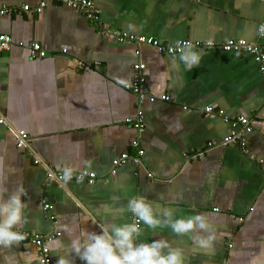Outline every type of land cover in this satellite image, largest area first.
Listing matches in <instances>:
<instances>
[{"label": "crops", "instance_id": "0c3cea01", "mask_svg": "<svg viewBox=\"0 0 264 264\" xmlns=\"http://www.w3.org/2000/svg\"><path fill=\"white\" fill-rule=\"evenodd\" d=\"M39 1L0 0L14 9L0 19V33L12 39L0 51V170L10 191L17 183L27 189L30 222L23 231L43 239L49 264H56L53 249L68 243L63 222L75 216L78 227L99 232L98 224L113 222L109 207L133 196L174 209L177 217L204 214L216 235L209 252L168 228L153 233L141 225L140 242L165 238L184 250L186 264H264V74L254 53L223 48L245 39L264 52V0H95L100 25L52 1L41 14L22 10ZM103 25L192 45L161 54L111 39ZM32 41L45 57L31 55ZM189 51L199 53L195 66L181 60ZM139 62L146 64L148 95L168 94L171 101L141 100L124 87ZM138 110L143 131L127 122ZM232 130L244 146L224 144ZM21 131L28 137L18 146ZM141 149L135 163L131 157ZM126 154L130 160L113 173V160ZM65 166L95 171L96 182L65 184L49 176ZM132 220L127 214L115 222ZM0 264H42L41 250L25 239L0 250Z\"/></svg>", "mask_w": 264, "mask_h": 264}, {"label": "clouds", "instance_id": "9594fccd", "mask_svg": "<svg viewBox=\"0 0 264 264\" xmlns=\"http://www.w3.org/2000/svg\"><path fill=\"white\" fill-rule=\"evenodd\" d=\"M264 35V25L260 27ZM181 60L195 66L200 56L196 51L186 52ZM86 165L90 167L91 162ZM74 169L65 166L61 180L67 184L74 178ZM83 176L77 177V183ZM8 174L0 170V250H12L26 239L24 227L30 222L27 210L28 203L23 199L28 195L22 183H17L10 191ZM108 214L114 219L112 223L98 224L100 231H89L78 227L75 216L61 225L63 235L68 243L60 242L56 264H75L76 258L83 264H186L184 250L174 247L165 239H154L150 243L140 242L145 228L153 233L168 228L178 237H188L199 249L213 250L216 240L214 225L204 214L177 217L171 208H156L148 203L143 196L131 197L126 205L109 207ZM127 214L135 219L131 222L117 223ZM144 225L145 228H142Z\"/></svg>", "mask_w": 264, "mask_h": 264}, {"label": "built area", "instance_id": "2783aa9c", "mask_svg": "<svg viewBox=\"0 0 264 264\" xmlns=\"http://www.w3.org/2000/svg\"><path fill=\"white\" fill-rule=\"evenodd\" d=\"M57 2L60 4H64L66 6H69L71 8H74L78 11L83 12V14L89 19L91 22L96 23L97 25L101 24V15L96 7L95 0H40L36 7H32L29 4H25L22 6V10L26 12H36L38 14H41L48 3ZM14 9L7 6V5H0V19L12 12ZM100 31L104 33V35L110 37L111 39H115L116 41H119L121 43H135L137 45H150L154 47L159 53L161 54H168V55H176L182 53L186 48L190 47L192 43L189 40H180L173 44H164L160 43L158 40H156L153 37H147V36H135V35H129L126 33H122L119 30L108 28L106 26H101ZM21 46H25L24 42L19 43ZM26 45L29 48V51L33 57H45L47 55V52L45 49H43L41 43L38 41H32L29 43H26ZM213 45V44H209ZM12 46V39L9 35L0 33V51L8 50ZM214 46V45H213ZM223 48L226 51H248L255 54L256 60L259 63L260 71L262 74H264V52L261 48L258 46H254L250 44L245 39H239V40H230L228 43L223 45ZM137 54H140V50H137ZM146 70V64L143 62H139L134 71V75L130 82L126 83L124 87L132 91L137 95V97L141 100L148 98L150 102H155L157 100L161 101H171V97L168 94H163L160 96L155 95H148L146 92V83H147V76L145 74ZM209 112L212 111V108L207 109ZM4 120L0 119V123H3ZM128 123H131L135 129L139 131H143L145 128V115L142 110H138L136 120H133L131 118L127 119ZM239 122L243 124L248 123V118L246 117H240ZM236 126L237 123H234ZM246 131L250 132L252 131L251 126L246 127ZM21 135V141H19L18 146H23L25 139L28 137V134L24 131L20 132ZM229 143H240L241 145H245V142L242 138V135L237 132L236 130H232L229 136H227L224 140V144ZM135 145H138L137 141L134 142ZM144 154V150L141 149L138 151V154L131 157V159L135 163H139L141 161V157ZM130 160L129 155H123L120 158L113 160V168L112 172L116 173L117 167L127 163ZM50 177H53L57 180H61L62 177V171L59 173H51L49 174ZM83 176V181H86L89 184H94L97 179V173L95 171L87 170L82 172H74V180H77V177ZM46 207L48 208L49 205L47 204ZM135 219V218H134ZM241 221H243V218H240ZM26 233V239L29 240V242L34 243L37 245L41 250V263L42 264H49L50 263V254L48 247L45 245V242L41 237L38 235H35L31 232H25Z\"/></svg>", "mask_w": 264, "mask_h": 264}]
</instances>
